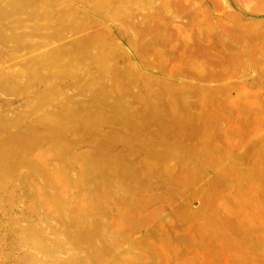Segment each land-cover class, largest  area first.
I'll return each instance as SVG.
<instances>
[{
    "label": "rangeland",
    "instance_id": "rangeland-1",
    "mask_svg": "<svg viewBox=\"0 0 264 264\" xmlns=\"http://www.w3.org/2000/svg\"><path fill=\"white\" fill-rule=\"evenodd\" d=\"M219 15L0 0V264H264L263 57Z\"/></svg>",
    "mask_w": 264,
    "mask_h": 264
},
{
    "label": "crops",
    "instance_id": "crops-1",
    "mask_svg": "<svg viewBox=\"0 0 264 264\" xmlns=\"http://www.w3.org/2000/svg\"><path fill=\"white\" fill-rule=\"evenodd\" d=\"M211 1L219 3V19L210 27L219 29L221 61L225 59L227 66L241 63L248 70L257 63V56L264 63V0Z\"/></svg>",
    "mask_w": 264,
    "mask_h": 264
}]
</instances>
